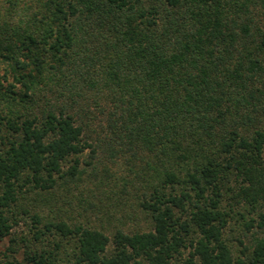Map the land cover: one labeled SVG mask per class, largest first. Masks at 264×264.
Segmentation results:
<instances>
[{
    "label": "trees",
    "instance_id": "1",
    "mask_svg": "<svg viewBox=\"0 0 264 264\" xmlns=\"http://www.w3.org/2000/svg\"><path fill=\"white\" fill-rule=\"evenodd\" d=\"M0 70V264H264V0H0ZM86 149L146 156L150 230L43 215Z\"/></svg>",
    "mask_w": 264,
    "mask_h": 264
},
{
    "label": "rangeland",
    "instance_id": "2",
    "mask_svg": "<svg viewBox=\"0 0 264 264\" xmlns=\"http://www.w3.org/2000/svg\"><path fill=\"white\" fill-rule=\"evenodd\" d=\"M99 102L108 108L105 99ZM82 103L83 107L89 103L94 115L105 123V116L92 104L91 98H86ZM77 108L73 109L74 112H78ZM86 121L84 119L91 129L88 140L94 145L100 128L97 119ZM104 152L97 150L92 154L90 149H86L79 157L80 175L65 186L59 188V184L39 197L43 215L63 219L68 223H81L101 230L108 236L117 229L126 233L150 230L152 227L148 216L139 206L145 188L140 176L143 174L146 156L123 150L110 157ZM24 229V226H19L15 233L19 234ZM7 246V239L0 242V252L5 253ZM16 257L21 259V252Z\"/></svg>",
    "mask_w": 264,
    "mask_h": 264
}]
</instances>
